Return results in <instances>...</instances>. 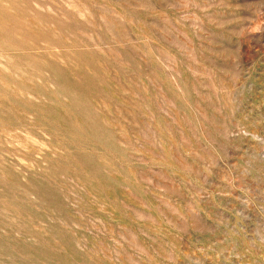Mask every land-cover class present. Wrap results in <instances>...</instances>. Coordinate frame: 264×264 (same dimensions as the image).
<instances>
[{"label":"rangeland","instance_id":"374dc122","mask_svg":"<svg viewBox=\"0 0 264 264\" xmlns=\"http://www.w3.org/2000/svg\"><path fill=\"white\" fill-rule=\"evenodd\" d=\"M0 264H264V0H0Z\"/></svg>","mask_w":264,"mask_h":264}]
</instances>
